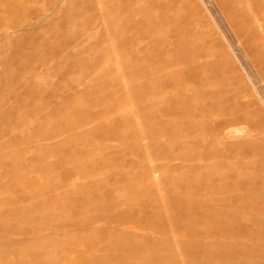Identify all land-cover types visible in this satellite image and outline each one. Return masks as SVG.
<instances>
[{
	"label": "rangeland",
	"instance_id": "obj_1",
	"mask_svg": "<svg viewBox=\"0 0 264 264\" xmlns=\"http://www.w3.org/2000/svg\"><path fill=\"white\" fill-rule=\"evenodd\" d=\"M0 264H264V0H0Z\"/></svg>",
	"mask_w": 264,
	"mask_h": 264
},
{
	"label": "bare ground",
	"instance_id": "obj_2",
	"mask_svg": "<svg viewBox=\"0 0 264 264\" xmlns=\"http://www.w3.org/2000/svg\"><path fill=\"white\" fill-rule=\"evenodd\" d=\"M237 137V136H236Z\"/></svg>",
	"mask_w": 264,
	"mask_h": 264
}]
</instances>
